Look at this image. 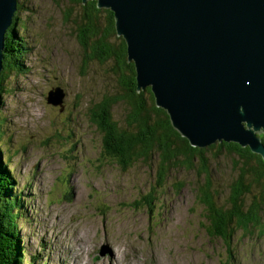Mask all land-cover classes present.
Returning a JSON list of instances; mask_svg holds the SVG:
<instances>
[{
  "label": "rangeland",
  "instance_id": "rangeland-1",
  "mask_svg": "<svg viewBox=\"0 0 264 264\" xmlns=\"http://www.w3.org/2000/svg\"><path fill=\"white\" fill-rule=\"evenodd\" d=\"M19 6L24 25L12 57L22 70L3 83L0 148L21 198L15 214L23 264H264L258 230L237 232L233 252L207 235L196 201L204 182L198 169L174 170L159 186L157 166L140 162L125 170L104 155L89 109L122 91L112 61L85 62L81 6L70 0H19ZM58 87L64 104L49 105L48 93ZM127 115L125 104L113 108L119 126ZM214 153L207 155L212 182L226 203L236 173L230 157ZM153 192L152 213L135 208Z\"/></svg>",
  "mask_w": 264,
  "mask_h": 264
},
{
  "label": "water",
  "instance_id": "water-1",
  "mask_svg": "<svg viewBox=\"0 0 264 264\" xmlns=\"http://www.w3.org/2000/svg\"><path fill=\"white\" fill-rule=\"evenodd\" d=\"M97 1L115 13L139 86L152 88L193 147L225 140L264 158V0ZM18 7L0 0V76ZM64 97L55 88L47 103L63 106Z\"/></svg>",
  "mask_w": 264,
  "mask_h": 264
},
{
  "label": "trees",
  "instance_id": "trees-1",
  "mask_svg": "<svg viewBox=\"0 0 264 264\" xmlns=\"http://www.w3.org/2000/svg\"><path fill=\"white\" fill-rule=\"evenodd\" d=\"M81 6L78 18V39L85 53V62L96 61L101 65L112 61L122 94L105 96L89 109L90 120L103 136L104 155L114 160L122 169H129L142 162L157 166L159 186L178 169L194 171L204 176L196 188V201L203 209L204 230L213 239L222 241L229 252L237 232L252 235L258 230L264 235V158L250 147L234 142L217 141L205 148L193 147L174 127L167 111L157 106L151 87L142 88L137 80L135 63L129 60L128 45L118 34L115 13L100 8L97 0H70ZM20 7V6H19ZM15 16L6 34L4 69L0 76V107L3 105V83L12 71L22 70L13 61L14 40L24 24ZM71 19V12L66 15ZM120 103L128 110L125 126L114 121L113 108ZM264 144V132L258 134ZM230 157L236 173L230 184L227 202L212 182L208 153ZM0 148V264H23L21 237L17 225L21 198L15 195L14 177L7 167ZM183 186V185H180ZM182 188V187H180ZM155 193L145 195L135 208L154 210ZM251 232V234H250ZM225 264H232L226 262Z\"/></svg>",
  "mask_w": 264,
  "mask_h": 264
},
{
  "label": "bare ground",
  "instance_id": "bare-ground-1",
  "mask_svg": "<svg viewBox=\"0 0 264 264\" xmlns=\"http://www.w3.org/2000/svg\"><path fill=\"white\" fill-rule=\"evenodd\" d=\"M110 10H111V9H110ZM111 11H112V10H111ZM79 240H80V238H77L75 244H77V243L79 242ZM82 243H83V242H82ZM82 245H83V244H82ZM82 245H81V246H82ZM77 246H78V245H77ZM79 250H80V249H79ZM79 250H78V251H79ZM32 261H33V260H32Z\"/></svg>",
  "mask_w": 264,
  "mask_h": 264
}]
</instances>
